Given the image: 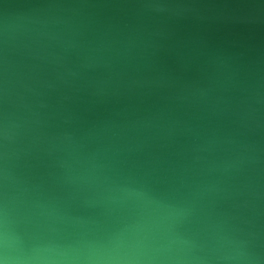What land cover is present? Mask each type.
Instances as JSON below:
<instances>
[{"label": "water", "instance_id": "1", "mask_svg": "<svg viewBox=\"0 0 264 264\" xmlns=\"http://www.w3.org/2000/svg\"><path fill=\"white\" fill-rule=\"evenodd\" d=\"M22 27L59 39L46 44L43 59L13 54L6 38ZM0 58V82L9 63L24 78L50 73L49 61L59 59L75 74L58 84L71 99L57 104L58 93H47L53 108L44 132L68 128L153 180L234 152L252 156L246 170L213 173L227 187L215 207L264 230V0H0ZM43 161L22 171L47 178ZM246 201L250 208L237 209Z\"/></svg>", "mask_w": 264, "mask_h": 264}, {"label": "clouds", "instance_id": "2", "mask_svg": "<svg viewBox=\"0 0 264 264\" xmlns=\"http://www.w3.org/2000/svg\"><path fill=\"white\" fill-rule=\"evenodd\" d=\"M151 7L163 11L158 3ZM58 39L22 27L6 43L13 54L26 50L39 60ZM4 63L0 58V70ZM49 63L50 73L24 78L9 63V79L0 82V102L8 104L0 109V264H264V230L215 207L227 187L213 173L246 170L256 163L252 156L234 152L162 182L89 147L68 128L48 134L47 93H58L57 104L69 101L58 84L75 75L59 59ZM38 157L47 178L22 171Z\"/></svg>", "mask_w": 264, "mask_h": 264}]
</instances>
